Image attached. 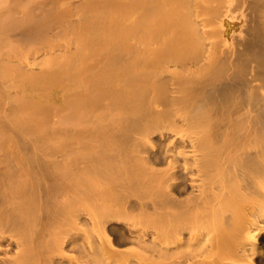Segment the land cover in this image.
<instances>
[{
	"label": "bare ground",
	"instance_id": "1",
	"mask_svg": "<svg viewBox=\"0 0 264 264\" xmlns=\"http://www.w3.org/2000/svg\"><path fill=\"white\" fill-rule=\"evenodd\" d=\"M3 1L0 264H264V0Z\"/></svg>",
	"mask_w": 264,
	"mask_h": 264
},
{
	"label": "rangeland",
	"instance_id": "2",
	"mask_svg": "<svg viewBox=\"0 0 264 264\" xmlns=\"http://www.w3.org/2000/svg\"><path fill=\"white\" fill-rule=\"evenodd\" d=\"M3 1V0H2ZM4 2V1H3ZM5 2H6V0H5ZM4 2V3H5ZM4 3H2V5L4 4ZM0 4H1V0H0ZM18 4V3H17ZM21 3L19 2V4L17 5V6H19ZM22 4H24V3H22ZM22 6V5H21ZM35 44L32 42V43H30L29 44V48H32L33 46H34ZM28 47H26V49H29Z\"/></svg>",
	"mask_w": 264,
	"mask_h": 264
}]
</instances>
